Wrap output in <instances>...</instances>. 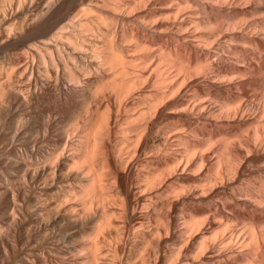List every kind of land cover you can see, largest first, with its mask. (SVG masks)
Masks as SVG:
<instances>
[{
	"label": "bare ground",
	"instance_id": "1",
	"mask_svg": "<svg viewBox=\"0 0 264 264\" xmlns=\"http://www.w3.org/2000/svg\"><path fill=\"white\" fill-rule=\"evenodd\" d=\"M0 264H264V0H0Z\"/></svg>",
	"mask_w": 264,
	"mask_h": 264
}]
</instances>
